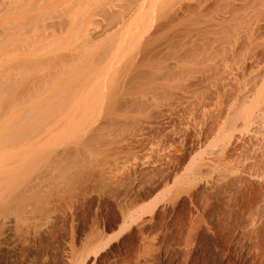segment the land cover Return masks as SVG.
Listing matches in <instances>:
<instances>
[{
    "label": "bare ground",
    "instance_id": "bare-ground-1",
    "mask_svg": "<svg viewBox=\"0 0 264 264\" xmlns=\"http://www.w3.org/2000/svg\"><path fill=\"white\" fill-rule=\"evenodd\" d=\"M261 1L264 0H10L7 3L2 2L3 5H0V222L5 226L6 234H12L13 237L16 235L15 232L26 227L21 226L22 229L18 230L20 222L27 220L24 218L25 212H33L38 206L48 209L47 206H51L53 200L63 195L80 198L83 190L81 186L84 188L83 185L86 183L84 181L87 180V183L93 181L94 173L97 174L95 165L101 166L102 163L110 165V162L116 159L118 162V158L121 159L120 155L131 148L125 144L131 134L134 136L133 131L139 123L134 124L136 118L129 119L130 122L127 120L128 124L124 123L125 121L118 122L119 118L115 120L118 110L126 105L124 100L126 95L130 93L134 100L138 98V92L144 94L146 104H150L153 98L162 99L169 96L175 98L178 94L183 95L182 97L186 95L187 98L183 99L186 105L183 108L193 112V116L194 113L202 111H207L209 114L211 108L216 112V116L212 118L211 115L209 116L213 120L215 118V121L213 123L212 120L210 121L212 125H208L210 126L208 132L203 134L205 137L191 148L192 154L189 155L184 166L185 171L189 169L202 173L215 167L231 170L240 168L252 181L264 175V36H261L264 32V14H253L250 20L246 22L242 20L243 24L236 18L239 17L238 14L236 16V11L239 12L238 10L247 4L251 6L260 4ZM202 16L208 19L210 17V27L212 25L224 27L225 24L230 23V20L236 21L230 23L232 28L229 37H227L229 33L224 35L230 42L226 44L227 46L213 45L214 49L216 47L213 50L212 44L210 46V41L206 37H202L201 42L198 43L200 45L198 49L202 51L204 57L207 55L210 57L212 52L215 55L219 54V50L221 54H228L231 57L230 62L233 66L228 65L225 72L219 71L216 62L220 63V60L214 59L196 66L192 64L194 51L188 54L183 50L185 43L196 45L197 42L187 38L186 35L188 31L196 33L202 28L198 29V25L206 19ZM178 26L181 27L182 37H176L180 29ZM205 28H203L204 32L207 30ZM225 41L228 42L227 39ZM170 63L177 68L175 71L180 79L172 85L159 81L154 76V73L160 71L162 79L167 77L166 73L159 69H167ZM252 65H258V69L249 82L239 80L232 86L225 82V84L221 83L223 79H228L229 82L233 73L241 79L245 70ZM232 67L235 68L233 73L230 70ZM140 79L145 81L142 86L137 84ZM214 99L216 102H213ZM163 100L164 98L162 102ZM146 104L145 109L153 105ZM167 106L171 105L168 103ZM163 107L162 110L165 108ZM208 107H211L210 110H206ZM152 108L149 111L155 110L153 112L157 115L161 114L162 111L156 112L160 111L157 107ZM210 114L214 113L210 112ZM169 115H164L163 118ZM157 118H154L155 121ZM176 119L178 122L179 117ZM137 121L135 120V123ZM171 122L174 121L171 119ZM110 124L119 126L116 129L120 130L106 132L105 129ZM132 124H134L132 127H136L134 130ZM125 127H130L132 133L128 128L127 133L131 134L125 133ZM122 130L124 131L120 132ZM141 133L138 134L144 137ZM150 141L148 143H151ZM152 144L150 145L154 148L156 144ZM143 146L140 149L143 150ZM147 147L144 150L149 151ZM158 147L156 145L155 150ZM156 152H153L154 155ZM146 156L145 161L150 159L151 154ZM159 158L155 160L158 161ZM257 160L260 165L258 173L252 171L253 166L254 171L257 168L255 167ZM112 165L114 166V163ZM118 170H114L113 174ZM111 171H106V174H110ZM241 175L243 176L242 173ZM159 176L161 179V174ZM97 179L100 184V177ZM176 180L175 177L172 182ZM105 186L102 185L104 188ZM169 187L168 189L165 187L166 189L162 191L169 190ZM85 190L87 189L84 188L83 193L87 194ZM113 190L115 191V188ZM263 202H258L255 211L245 217L244 230H248L253 222L263 218ZM155 205L149 211L157 212L165 207L162 204L154 209ZM145 215L141 216L139 223L144 224L154 216L153 213L149 216ZM95 235L93 234L94 237ZM83 243L86 245L87 242ZM80 253L82 252L79 250L65 253L62 264H80Z\"/></svg>",
    "mask_w": 264,
    "mask_h": 264
},
{
    "label": "rangeland",
    "instance_id": "rangeland-1",
    "mask_svg": "<svg viewBox=\"0 0 264 264\" xmlns=\"http://www.w3.org/2000/svg\"><path fill=\"white\" fill-rule=\"evenodd\" d=\"M9 1L0 0V5H3L2 2L7 3ZM261 2L263 3L261 4ZM261 2L260 4H250L251 6L247 4L242 7V9L238 10L242 13L241 16V13L239 14V12L236 11V16L239 15V17H236L237 20L239 19L238 22H242L243 24V21L246 22L250 20V16L253 14H264V1ZM233 14H235V12ZM206 16L202 17L206 18L205 20H208V22L201 19L203 20V25L202 23H200L202 26L200 24L198 25V29L202 27L198 30L199 33L197 31L196 33L188 31L190 34L188 33L186 35L187 38H192V41L197 42L195 43L196 45L185 43L183 50L188 54L194 51L192 57L194 63L192 64L196 66L208 61H213L214 59L220 60V63H216L219 65V71L222 72L227 69L226 67L228 65L233 66L230 62L231 57H229L228 54H221L220 50L219 54L215 55L214 52H212L213 55L211 53L210 57H208V55L204 57L202 51L198 49L200 48L198 43L201 42L200 40L202 37H206L210 41V46L211 44L212 46H223V44L227 46L226 44H230L227 38L231 33L232 27L230 23L236 21L230 20V23L225 24L224 27H219L218 25L214 26L212 24L210 27V17L208 19ZM204 21L208 24L206 25ZM179 28V33L176 37L183 36L181 27ZM203 28L207 30L204 32ZM201 30H203V32H201ZM225 34H228V36L225 37ZM261 36H264V32ZM218 37L221 38L219 39ZM222 39H227L228 42ZM214 46L212 48L213 50L216 49V47L214 49ZM171 63L170 67L167 69H159L165 72L167 77L162 79V77H160V71L154 73L157 80L164 81L168 85L176 84V81L180 80L178 79L179 76H177V68ZM257 69L258 65H252L245 70L240 79L238 75L233 73L235 72V68L232 67L230 70L233 74L232 76L229 74V76L235 77L236 79H231L230 77V84L228 79H226L227 81L223 79L221 83L225 82L229 86H232L238 83L236 81L239 80L249 82L255 75ZM223 76L226 75L223 74ZM137 84L141 86L145 84L144 79H140ZM137 94L138 98H136V100L133 99L132 93L126 95L124 99L126 105L121 108L120 111L118 110V114L115 116V120L119 118L117 121L120 123L125 121L124 123L127 122L128 124L131 118H136L135 120H138L136 123L134 120L135 125L139 123L136 125L137 128L134 126L136 129L132 127L134 124L131 125L132 129L136 131L129 129L130 127H125V133L129 131L135 133L134 136L131 134L132 132L127 133L132 135H130L129 141L133 144L127 141L125 145L129 146V148L131 147V150L127 149L128 147L126 146L125 149L127 150L122 153L123 155H120L121 159L118 158V162L116 159V161L110 162V165L109 163H107L108 165H103L102 163L101 166L98 164L100 167L95 165L94 167L97 168V171L96 168L94 171H96L97 174L94 173L93 176L95 178H92L93 181L87 183L86 180L84 181L86 182L85 184L84 182L82 183L84 184V188L87 189L84 191L87 192V194L83 193L84 188L81 186L83 190H81L82 196H79L80 198L70 196L71 199L67 197V195H63L53 200L51 206H47L48 209L38 206L36 210L39 211L34 210L33 212H25L26 216L24 218L27 220L20 222L21 225H19L20 228L18 227V230L22 229L21 226L26 227L21 231L15 232L16 235L13 237H11L12 234H6L5 226L0 222V264H62L64 254L75 250L82 252L80 253V264H90L91 262V264H264V215L262 219L253 222L248 230L243 229L245 217L255 211L258 202L264 201V198L262 200V197H264V175L258 176L256 182L255 180L252 181L248 179L247 175L240 168L231 170L223 167H215L210 169V171L208 170L202 173H196L187 169L188 172L185 171L186 168H184L189 155L192 154L191 148H193L197 142V144L201 142L202 138L205 137L203 135L204 132H208L209 127L215 121V118L214 120L211 119L216 114L214 110L212 111L211 107H213V105L210 107L211 110L209 107L206 109L210 110L209 114L207 111H202L201 113H194L193 116V112H189V109L183 108V106L186 105V101L183 100L187 98L186 95L182 97L183 95L178 94L175 98L171 96H169L170 98L163 97V102V98L160 99L161 97L158 99L153 98L151 99L154 101H151L153 105H150L151 103L146 104L144 101V94L141 92ZM179 95L180 97H178ZM181 97L182 100L185 101L184 103ZM165 98H169L170 100H165ZM159 100L161 103H159ZM156 101L160 104L159 106H157L158 104L156 105ZM165 101L166 104L164 105ZM144 102L147 106L150 105L147 109H145L146 106ZM174 102H179L180 104L178 103V105ZM213 102H216V100L214 99ZM168 103L171 105L170 107L167 106ZM161 104L164 105L165 108ZM151 106L153 108L157 107L160 111L156 112L162 111L161 114L158 113L157 115V113L153 112L155 110L149 111L152 108ZM162 107L164 108L163 110ZM179 109L182 110L179 111ZM184 109L186 112H184ZM170 111L176 116H173ZM152 112L154 113L153 115ZM210 112L214 114H210ZM146 114H149L148 116L150 117ZM188 114L190 115L188 116ZM202 114L204 115L202 116ZM164 115L169 116L163 118ZM154 116L158 117L156 119L158 123H155L156 121L154 118L156 117ZM178 117L181 119V122L178 119L179 123L176 119ZM169 118L174 122L172 123ZM151 119H153V121ZM142 120L143 122H140ZM117 121L115 122L117 123ZM163 121L167 122L164 123ZM120 123L118 124L121 126L122 124ZM154 123L155 126L153 127ZM112 126L114 128H112ZM115 126L110 124V126L106 127V132H118L120 129L118 130L116 128L119 126ZM147 126H149V128ZM142 128L145 129L143 130ZM153 128L155 130H153ZM206 128L207 130L205 131ZM141 129L143 130L142 133L144 137L138 134L139 132L141 133ZM148 130L151 136H149L150 133ZM123 131L124 130L120 132ZM206 134L207 133H205V135ZM135 136H137V138ZM133 137L135 138L134 140L132 139ZM144 138H148L149 141L153 138V140L150 141L151 143H148V139L145 140ZM156 138L158 139L156 140ZM154 141L155 143H153ZM152 143L156 144L157 147L159 146L160 149L158 147L155 150L156 145L153 148L150 145ZM133 146L138 148L135 147L134 149ZM141 146H143L144 149L148 146L147 148L149 151L143 149L144 152L142 148L140 149ZM150 146L154 151H152L153 149ZM157 150L158 152H156ZM147 151L149 154H147ZM153 152H156V155H154ZM125 153L127 156H125ZM143 154L145 156L151 154V156H149L150 159L145 161L147 156L145 157ZM155 156H157V158ZM154 157L155 159L159 158V160H155ZM122 159H124V161ZM159 161L162 164L159 163ZM112 163H114V166ZM148 164L152 165L153 169H151L152 167ZM257 164L259 165V161ZM257 164H255V167L258 169L256 168L254 171L253 166L252 171L258 173V170L260 171V165L258 166ZM113 167H115V169ZM177 167L180 168L177 169ZM116 169L119 170L115 172L114 175L113 172L114 170L116 171ZM100 170L111 172L110 174H106V171H104V173ZM156 170L161 174V179H159L160 174H158ZM98 173H100V176H98ZM111 173L114 177L111 176ZM216 174L218 175L216 176ZM227 174H229V176H227ZM115 176L118 177V180ZM152 176L154 177L153 179ZM166 176L168 177L167 179ZM99 177L100 184L99 181H97ZM104 177L106 179H104ZM175 177L177 180L172 182ZM227 177H230V179ZM259 177H261V179ZM216 178L218 179L217 181ZM232 179L234 181H232ZM153 180L154 182H152ZM92 182L94 183L91 186ZM103 182L107 183L104 184ZM102 185H106L105 188L102 187ZM114 185L115 187H112ZM168 186H170L169 190L162 191ZM114 188L115 191L113 190ZM127 189L130 191H127ZM161 203L165 205L164 208L167 209L168 207V209L166 210L163 208L164 211L161 209L157 211L158 213L156 210L149 211L152 210L153 205H155V209L157 206L162 205ZM41 209H43V211ZM152 213L154 214V218L152 217L144 224L139 223L141 222L142 215L146 214L145 216H149ZM116 219H118V221ZM23 223L25 225H22ZM109 224L111 225L109 226ZM95 233L98 234L95 235ZM89 236L93 239L88 238ZM83 242H87V246ZM83 244L85 245L84 248L82 247ZM84 252V255H87V257H84ZM96 253L98 254L96 255Z\"/></svg>",
    "mask_w": 264,
    "mask_h": 264
}]
</instances>
